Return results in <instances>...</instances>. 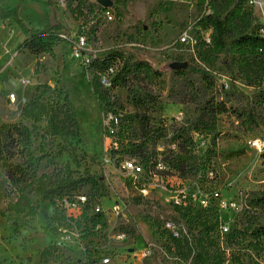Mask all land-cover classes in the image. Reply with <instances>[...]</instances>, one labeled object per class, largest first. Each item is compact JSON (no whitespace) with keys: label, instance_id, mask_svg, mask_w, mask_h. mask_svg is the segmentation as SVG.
<instances>
[{"label":"rangeland","instance_id":"1","mask_svg":"<svg viewBox=\"0 0 264 264\" xmlns=\"http://www.w3.org/2000/svg\"><path fill=\"white\" fill-rule=\"evenodd\" d=\"M47 1L0 0V124L21 123L32 133V150L43 148L55 155L58 165H67L78 174L87 167L91 174L101 176L107 195L98 206L106 228L93 226L92 212L83 207L68 210L62 202L53 205L38 197L31 199L37 207L34 217L5 213V177L0 166V264H43L39 254L47 248L55 250L48 264H93L97 259H107L108 264H189L173 251L166 226L170 221L179 223L183 234L190 238L194 234L195 238V226L190 228L172 208V203L181 201L182 196L197 211L205 212L214 224L201 240L212 253L222 257L224 264L231 257H238L244 264H264V237L256 244L248 236L239 245L230 243L233 229L241 230V224L249 220L245 214L264 228V211L249 206L252 198L264 193V128H250L228 114L218 117L214 184H203L198 178L183 182L175 177L149 179L144 174L130 179L122 164L131 159L110 155L112 141L104 133L107 119L92 94L90 75L84 73L71 53L70 42L83 36L87 52L103 56L119 51L135 61L148 62L162 72L165 108L161 117L189 126L197 118L195 107L175 104L177 95L169 98L171 88L174 93L184 89V82L174 77L169 66L177 59H181L177 63L190 64L193 45L180 39L183 35L194 38L202 1L110 0L112 5L105 10H110L112 21L99 15L97 32L90 36V25L84 19L74 20L65 0H52V8ZM250 7L257 22L264 26V0H251ZM55 22L63 25L65 32L60 33L62 42L53 57L16 53L29 30L44 31ZM37 62L42 67L35 75ZM214 75L216 89H227L229 80L225 73L218 71ZM22 79L29 84L23 86ZM235 88L242 96L218 95L217 100L226 102L227 107L245 108L253 89L240 82L235 83ZM9 93L16 94V104L5 102ZM65 95L78 126V136L72 141L82 156L78 168L67 154L57 156L60 140L49 136L46 121L33 125L20 117L22 98L26 103L33 96L43 101H61ZM115 95L119 102H125L123 90H117ZM251 142H258L261 151L253 148ZM45 172L43 163L39 173ZM142 191L146 194L142 195ZM126 230L130 232L125 233Z\"/></svg>","mask_w":264,"mask_h":264},{"label":"trees","instance_id":"2","mask_svg":"<svg viewBox=\"0 0 264 264\" xmlns=\"http://www.w3.org/2000/svg\"><path fill=\"white\" fill-rule=\"evenodd\" d=\"M65 1L74 20L84 19L90 25L88 35H95L98 17L105 9L97 4V0L91 3ZM201 1L194 24L190 64L184 70L173 71L174 77L184 82V89L179 88L175 93L174 88L169 91V98L179 96L175 104L194 105L197 118L189 126L161 117L165 108L162 72L148 62L135 61L116 51L103 56L87 52L88 64L82 66L79 63L84 73L90 75L92 94L107 119L104 133L112 141L110 155L128 156L149 179L175 177L183 182L198 178L203 184H214L218 117L228 114L250 128H264V27L254 17L250 0ZM47 4L52 8V0ZM61 32H65V28L57 22L44 31L29 30L16 53H28L35 58L53 57L55 48L62 42ZM179 61L181 59H177ZM39 67L42 65L37 62L33 70L35 75L39 73ZM218 71L227 76V89H216L214 73ZM236 82L253 89L245 108L234 109L227 107L223 100H217L218 95L242 96L235 88ZM117 90L125 92L124 103L118 101ZM20 117L33 125L46 121L49 136L60 140L57 156L67 154L75 167H80L82 156L72 145L78 136V126L66 95L61 101H43L39 96H33L22 107ZM261 157L264 159V151ZM43 163L47 172L39 173ZM0 166L5 177V213L34 217L37 207L33 205L32 197L54 205L82 196L85 198L84 210L92 212L93 226L106 228L104 214L93 213L94 207L107 195L104 179L91 174L87 167L78 174L67 165H58L55 155L43 148L32 150V133L21 123L0 124ZM249 206L264 211V193L252 198ZM172 208L190 228L195 226L197 232L194 238L190 231V238L179 229V223L169 222L175 232L167 233L176 255L189 264H224L222 257L212 253L201 240L208 236L214 225L207 214L197 211L187 198L181 199L179 204L172 203ZM244 218L249 220L241 224V230L233 229L230 243L239 245L246 236L255 244L260 243L264 228L247 214ZM128 232L130 230L125 233ZM52 251L55 250L47 248L39 254L43 264H48ZM93 264L103 263L97 259ZM226 264L244 263L238 257H231Z\"/></svg>","mask_w":264,"mask_h":264},{"label":"built area","instance_id":"3","mask_svg":"<svg viewBox=\"0 0 264 264\" xmlns=\"http://www.w3.org/2000/svg\"><path fill=\"white\" fill-rule=\"evenodd\" d=\"M250 5H251V0L249 2V6ZM101 14L108 21H112L113 17H112V15L110 13V10H103ZM180 41L181 42H187V41L189 42L190 41L192 43L193 47H194V38L193 39H189V37H187L186 35H183L181 37ZM205 41L208 42V38L207 37L205 38ZM70 43L72 45L71 53H72L73 58L78 63H80L82 66H86L88 64V58L85 55V53H87V51L85 49V45L87 44L85 37H83V36L77 37V38H75L74 41L72 40V42H70ZM193 47H192V49H193ZM20 83L23 86H27L29 84V81L22 79L20 81ZM5 102L7 104H9V105H14V104H16L18 102V98H17L16 94L9 93L6 96ZM25 103H26V100L24 98L20 99V104L21 105H25ZM250 144L256 150H260V145L258 144V142H251ZM122 170L126 173L127 177L130 178V179L131 178L132 179L139 178L140 176H142L144 174L143 169L140 166H138L133 160L123 162ZM145 194L146 193L144 191H142V195H145ZM182 199H183V196H182ZM84 203H85V198L82 197V196L77 197L74 200L73 199H71V200L65 199V200L62 201V204L68 210H74L77 206L82 208L84 206ZM175 203L179 204L180 200H179V202H175ZM93 213H102V211H101V209H100V207L98 205L94 207ZM166 226H167V228H169V231L174 229V228H172V226L169 223L166 224ZM171 232L174 233V231H171ZM102 263L103 264H108V260L104 259L102 261Z\"/></svg>","mask_w":264,"mask_h":264},{"label":"water","instance_id":"4","mask_svg":"<svg viewBox=\"0 0 264 264\" xmlns=\"http://www.w3.org/2000/svg\"><path fill=\"white\" fill-rule=\"evenodd\" d=\"M97 4L101 6L103 9H108L111 7L112 3L110 0H97ZM187 67V63H173L169 66V68L174 70H184Z\"/></svg>","mask_w":264,"mask_h":264},{"label":"bare ground","instance_id":"5","mask_svg":"<svg viewBox=\"0 0 264 264\" xmlns=\"http://www.w3.org/2000/svg\"><path fill=\"white\" fill-rule=\"evenodd\" d=\"M19 108V107H18ZM18 114V113H17Z\"/></svg>","mask_w":264,"mask_h":264}]
</instances>
